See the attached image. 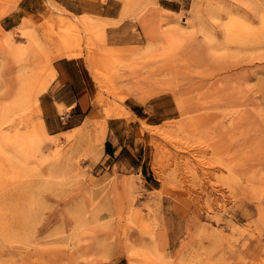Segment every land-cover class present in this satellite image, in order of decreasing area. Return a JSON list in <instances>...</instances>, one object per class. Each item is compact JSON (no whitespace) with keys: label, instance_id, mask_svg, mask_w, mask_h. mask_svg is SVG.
Returning <instances> with one entry per match:
<instances>
[{"label":"rangeland","instance_id":"1","mask_svg":"<svg viewBox=\"0 0 264 264\" xmlns=\"http://www.w3.org/2000/svg\"><path fill=\"white\" fill-rule=\"evenodd\" d=\"M116 1L0 0V264H264V0Z\"/></svg>","mask_w":264,"mask_h":264},{"label":"crops","instance_id":"2","mask_svg":"<svg viewBox=\"0 0 264 264\" xmlns=\"http://www.w3.org/2000/svg\"><path fill=\"white\" fill-rule=\"evenodd\" d=\"M78 1L80 4H76L73 8H68L61 4L69 13L76 16L83 15H93L98 14L102 20H117L119 14L122 12V7L115 8L116 0H106L103 4L98 6L97 10H92L93 5L88 3L86 0H72ZM84 3V4H83ZM86 3V5H85ZM88 3V5H87ZM96 5V4H95ZM97 7V6H96ZM78 8H81L79 10ZM55 70L57 76L53 83L48 87L47 91L42 95L41 104L45 107V99L50 100L52 108L55 110V114L58 113V106H64L66 109L70 110V114L75 109H80L86 111L89 108V85L85 80V71L87 70L83 64L82 58H72V59H62L55 64ZM74 79H81L80 88L76 90V96L74 98H59V92L63 88H69L73 85ZM71 82V84L69 83ZM42 109H45V108ZM46 110V109H45ZM44 121H51V116L46 115Z\"/></svg>","mask_w":264,"mask_h":264},{"label":"bare ground","instance_id":"3","mask_svg":"<svg viewBox=\"0 0 264 264\" xmlns=\"http://www.w3.org/2000/svg\"><path fill=\"white\" fill-rule=\"evenodd\" d=\"M64 51H65V54H63V55H66L67 57H69L71 59H72V57H76L77 58V56H79V54H80V53H78V51L77 52H73V50H71L67 46H65V50Z\"/></svg>","mask_w":264,"mask_h":264}]
</instances>
